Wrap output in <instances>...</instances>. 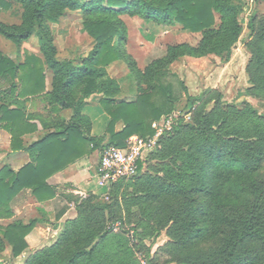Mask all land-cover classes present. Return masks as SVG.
<instances>
[{"label":"rangeland","instance_id":"1","mask_svg":"<svg viewBox=\"0 0 264 264\" xmlns=\"http://www.w3.org/2000/svg\"><path fill=\"white\" fill-rule=\"evenodd\" d=\"M79 1L84 5L95 0ZM151 1L163 4L167 0ZM220 2L222 9L215 11L214 16L216 29L221 33L211 43L216 51L199 57L183 56L170 66V71L187 88L184 92L176 83L180 105L187 103V95L200 99L191 112L184 111L186 118L180 122L185 126L160 144L133 183L105 187L96 181L91 190L83 193L73 192L67 184L58 189L56 198L47 201L56 217L49 223L38 222L28 233L16 238L17 226L28 225L31 220L43 219L45 215L41 212L43 207L38 206L43 202H39L30 189H23L9 204L11 217L0 219V264H67L77 248L95 250L93 258L85 256L79 264H180L185 260H210L221 254L224 226L215 219L219 209L206 193L196 190L205 152L212 155L211 149L221 146V138L216 131L197 135L186 126L193 123L197 112L210 111L215 106L241 111L253 108L264 116V84L258 86L264 80V0ZM102 5L106 7V2ZM30 12L27 5L0 0V22L8 27L24 28ZM251 17H254V31L249 28ZM102 19L121 21L127 28L125 40L118 42L121 57L106 69L108 76L120 86L117 102H134L148 89L151 80L141 76L149 64L166 54L170 45L198 46L203 38L201 32H184L180 24L166 25L137 14L114 15L59 4L52 5L43 25L53 35L58 57L78 65L90 56L97 44L84 29V23ZM237 31L239 37L233 41ZM42 46L37 30L20 45L0 34V51L13 61L23 62L25 53L44 59ZM228 49L231 55L226 60ZM45 75L47 91H51L54 76L48 70ZM9 88L10 84L0 79V102L23 109L41 129L25 136V144L56 131L72 116L71 110L53 111L45 95L20 99L12 96ZM102 97L96 94L87 99L83 127L90 137L107 136V143L111 118L102 105ZM123 128V122L117 123V131ZM245 141L236 139L235 149L242 156L249 152ZM25 153L13 151L11 135L0 124V172L6 166L18 171L20 165L30 161ZM96 156L98 163L97 152ZM254 163L258 166L256 158ZM260 174L264 178V163ZM193 175L196 183L192 186ZM164 184L181 185L183 192L162 188ZM105 231L109 233L104 235ZM15 243L22 245L19 254L14 250ZM261 249L260 243L246 245L241 251L240 264L260 254Z\"/></svg>","mask_w":264,"mask_h":264},{"label":"trees","instance_id":"2","mask_svg":"<svg viewBox=\"0 0 264 264\" xmlns=\"http://www.w3.org/2000/svg\"><path fill=\"white\" fill-rule=\"evenodd\" d=\"M14 1L30 8L28 23L21 28L8 27L0 22V34L20 45L37 30L43 41L44 59L25 53L23 62L13 61L0 51V79L10 84L8 92L12 96L23 99L45 95L53 106V111L71 110L72 116L67 124L63 123L56 131H49L28 145L25 144L24 137L39 130L37 123L23 109L12 108L9 104L0 102V124L11 135L13 151H24L30 158L18 171L6 166L0 172V219L11 217L9 204L23 189H30L39 202L56 198L58 189L47 180L77 158L96 152L105 144L107 136L90 137L83 127V111L89 97L96 94L103 96L102 105L111 118L107 143L118 147H125L126 140L132 135L152 136V123L163 116L178 109L191 112L200 99L187 95V103L180 105V93L176 91V83L184 92H187V88L170 71V66L183 56L199 57L216 51L211 43L221 33L216 29L214 16L215 11L222 9L220 0H167L163 4L151 0H95L84 5L79 0ZM103 1L106 2V7H103ZM54 4L66 8L81 7L87 11H104L114 15L137 14L160 24H180L184 32H201L203 38L198 46L188 43L170 45L166 54L149 64L141 76L147 81L151 80L148 89L141 92L134 102H117L120 86L115 79L108 76L106 69L122 55L118 42L125 40L127 36L125 24L111 19L86 21L84 29L95 38L97 44L90 56L77 65L72 60L58 57L53 35L43 25ZM249 21V28L254 31V17ZM238 37L237 31L233 41ZM228 50L226 60L231 55L230 49ZM47 70L54 76L51 91L46 88ZM262 83L264 84V80L258 86H262ZM119 122L124 123V128L117 131L116 125ZM183 126L185 125L179 122L173 132L162 138L161 143L171 138ZM186 127L197 135L216 131L221 138V146L216 150L212 148V155L205 152V163L200 166L201 174L196 180L199 182L196 190L206 193L212 203L217 205L219 211L215 214V219L224 226V232L223 250L217 258L185 260L180 264H240L241 251L250 243H260L262 249L260 254H254L244 264H264V178L260 174V166L264 163V116L258 115L253 108L241 111L234 107L223 110L215 106L210 111L197 112L193 123ZM237 138L246 140L244 144L249 152L244 156L235 149ZM155 153L156 151L146 162ZM254 158L258 166L255 165ZM142 169L143 165L140 164V172L135 178L113 187L133 183L139 178ZM208 169L212 172L208 173ZM192 178L193 186L196 183L194 175ZM166 187L172 192H183L181 185H162V188ZM38 222L49 223L50 219L44 215L43 219H33L28 225H19L14 236L20 238ZM108 233L105 231L104 235ZM14 250L19 254L22 245L15 243ZM94 252L95 250L77 248L67 264H79L85 256L93 258Z\"/></svg>","mask_w":264,"mask_h":264},{"label":"built area","instance_id":"3","mask_svg":"<svg viewBox=\"0 0 264 264\" xmlns=\"http://www.w3.org/2000/svg\"><path fill=\"white\" fill-rule=\"evenodd\" d=\"M181 109L163 116L152 123V136L132 135L126 140L125 147L105 143L98 149L96 174L98 183L105 187H113L135 178L140 172V164L144 165L148 157L160 146L161 140L173 132L181 119H185Z\"/></svg>","mask_w":264,"mask_h":264},{"label":"crops","instance_id":"4","mask_svg":"<svg viewBox=\"0 0 264 264\" xmlns=\"http://www.w3.org/2000/svg\"><path fill=\"white\" fill-rule=\"evenodd\" d=\"M46 86H48L47 83ZM39 130L41 129L39 128ZM39 130L36 133H38ZM29 135L31 136V134ZM96 157V152H90L83 157L77 158L65 169L51 176L47 180V182L50 185L55 186L57 189H60L68 184L70 190L78 193H83L87 190H91V188L95 185V182L98 181V177L96 174ZM23 165H20L19 169ZM49 204L50 203L48 202H43L38 206L43 207L41 209V212L44 213L50 220H52V218H55L56 215H54V212L49 210Z\"/></svg>","mask_w":264,"mask_h":264}]
</instances>
